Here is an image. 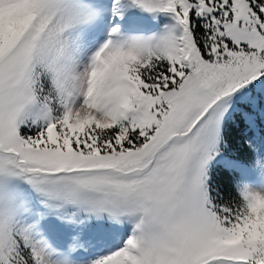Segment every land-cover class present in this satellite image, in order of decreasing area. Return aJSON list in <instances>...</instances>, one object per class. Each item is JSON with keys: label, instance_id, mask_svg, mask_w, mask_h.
I'll return each instance as SVG.
<instances>
[{"label": "snow or ice", "instance_id": "6c2138e0", "mask_svg": "<svg viewBox=\"0 0 264 264\" xmlns=\"http://www.w3.org/2000/svg\"><path fill=\"white\" fill-rule=\"evenodd\" d=\"M0 264H264V0H0Z\"/></svg>", "mask_w": 264, "mask_h": 264}]
</instances>
